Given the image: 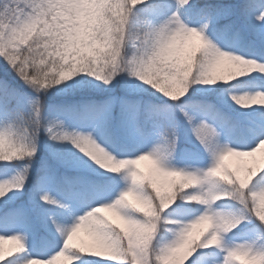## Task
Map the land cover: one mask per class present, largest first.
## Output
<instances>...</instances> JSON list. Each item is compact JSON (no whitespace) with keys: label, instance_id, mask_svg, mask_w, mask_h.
<instances>
[{"label":"snow or ice","instance_id":"1","mask_svg":"<svg viewBox=\"0 0 264 264\" xmlns=\"http://www.w3.org/2000/svg\"><path fill=\"white\" fill-rule=\"evenodd\" d=\"M0 264H264V0H0Z\"/></svg>","mask_w":264,"mask_h":264},{"label":"rangeland","instance_id":"2","mask_svg":"<svg viewBox=\"0 0 264 264\" xmlns=\"http://www.w3.org/2000/svg\"><path fill=\"white\" fill-rule=\"evenodd\" d=\"M232 163H235V161H232Z\"/></svg>","mask_w":264,"mask_h":264}]
</instances>
